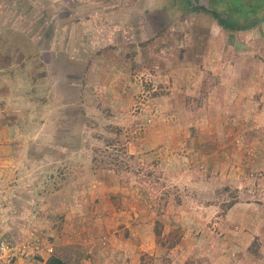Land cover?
Segmentation results:
<instances>
[{
  "label": "rangeland",
  "instance_id": "obj_1",
  "mask_svg": "<svg viewBox=\"0 0 264 264\" xmlns=\"http://www.w3.org/2000/svg\"><path fill=\"white\" fill-rule=\"evenodd\" d=\"M184 1L187 9L178 12ZM149 2L138 0L126 79L116 91L97 75L90 106L76 90L71 97L78 106H63L61 113L52 106L44 124H23L30 135L0 170V237L15 248L14 264L43 253L70 264H215L207 240L222 231L216 216L241 195L231 176L234 152H242L245 165L242 196L264 194V170L247 165L264 157V123L238 122L230 115L239 110L215 106L217 85L231 79L217 70L230 71L231 57L216 64L208 56L215 51L209 37L228 31L201 1L166 0L159 5L165 10L149 9ZM102 44L96 55L104 53ZM54 115L63 123L53 122ZM249 132L260 136L250 139ZM119 233L131 244L120 252L113 245ZM250 248L261 255L258 237Z\"/></svg>",
  "mask_w": 264,
  "mask_h": 264
},
{
  "label": "crops",
  "instance_id": "obj_2",
  "mask_svg": "<svg viewBox=\"0 0 264 264\" xmlns=\"http://www.w3.org/2000/svg\"><path fill=\"white\" fill-rule=\"evenodd\" d=\"M162 2L166 0H150L153 6L149 9L165 10L166 6H159ZM180 7L178 12L187 9L186 1ZM171 10L176 11L172 2ZM138 11H142L138 9V0L130 3L126 0H0V170L3 166L9 167L8 163L23 144L20 140L29 137L23 124H44L52 106L58 105L59 110L63 106H78L76 98L71 97L76 90L81 91L82 105L90 106L97 75L108 91L112 90V85L116 91V86L124 82V58L127 44L135 40L133 29L138 27ZM143 16L140 12L139 19ZM219 28L228 32L224 36L209 37L215 51H209L208 56L216 64L218 60L227 62L231 57L230 71L217 70L218 74L230 75L231 79L217 85L219 94L215 106L221 108L229 104L239 110L230 115L236 116L238 122L246 119L248 123H264V32L261 30L264 20L246 30L232 31L221 25ZM142 40L138 38L136 42L140 44ZM101 43L102 56L96 55L99 49L95 52ZM96 60L103 67L98 68ZM75 65H81L80 72H76ZM84 92H87L85 99ZM53 122L63 123L55 119V115ZM256 133L249 132L247 136L257 139L260 135ZM233 154L237 158L233 160L235 171L232 169L231 176L236 179L241 195L225 213L216 216L221 219L218 225L222 231L216 233L214 241L207 240V243L214 245L211 249L215 253V264H245L241 259L264 264V194L256 200L242 196L246 194L245 188L242 191L246 187L241 177L243 155L239 151ZM251 162L247 160V165L264 170V157L258 156ZM261 186L264 193V180ZM215 204V208L220 207V202ZM68 233L72 230L61 235L66 237ZM187 234L190 236L192 232L188 230ZM119 235L118 243L113 245L120 252L131 244L121 233ZM256 237L260 242L258 257L250 248ZM140 248L147 249V246ZM134 251H138V245ZM51 256L37 254L32 260L19 257L16 264H49Z\"/></svg>",
  "mask_w": 264,
  "mask_h": 264
},
{
  "label": "trees",
  "instance_id": "obj_3",
  "mask_svg": "<svg viewBox=\"0 0 264 264\" xmlns=\"http://www.w3.org/2000/svg\"><path fill=\"white\" fill-rule=\"evenodd\" d=\"M213 4L222 7L218 9L205 10L211 12L219 24L226 29L246 30L255 27L264 20V0H212ZM187 8V7H186ZM228 17L225 18L224 15ZM161 222L157 221L156 235L159 237L162 230L159 229ZM49 264H68L62 257L52 255Z\"/></svg>",
  "mask_w": 264,
  "mask_h": 264
},
{
  "label": "built area",
  "instance_id": "obj_4",
  "mask_svg": "<svg viewBox=\"0 0 264 264\" xmlns=\"http://www.w3.org/2000/svg\"><path fill=\"white\" fill-rule=\"evenodd\" d=\"M52 250V248H50ZM15 248L6 238L0 237V264H14Z\"/></svg>",
  "mask_w": 264,
  "mask_h": 264
},
{
  "label": "water",
  "instance_id": "obj_5",
  "mask_svg": "<svg viewBox=\"0 0 264 264\" xmlns=\"http://www.w3.org/2000/svg\"><path fill=\"white\" fill-rule=\"evenodd\" d=\"M201 2H202V4H203L205 7L209 8L210 10H212V8L209 6L208 0H201ZM224 17L227 18L228 15L225 14Z\"/></svg>",
  "mask_w": 264,
  "mask_h": 264
},
{
  "label": "flooded vegetation",
  "instance_id": "obj_6",
  "mask_svg": "<svg viewBox=\"0 0 264 264\" xmlns=\"http://www.w3.org/2000/svg\"><path fill=\"white\" fill-rule=\"evenodd\" d=\"M201 0H188V4L194 5L196 2L200 4ZM202 3V2H201Z\"/></svg>",
  "mask_w": 264,
  "mask_h": 264
}]
</instances>
